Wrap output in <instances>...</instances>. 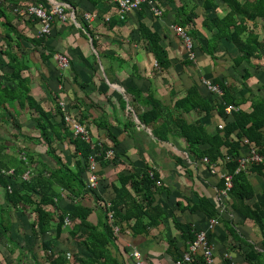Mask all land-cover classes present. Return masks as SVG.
Listing matches in <instances>:
<instances>
[{
  "label": "trees",
  "instance_id": "obj_1",
  "mask_svg": "<svg viewBox=\"0 0 264 264\" xmlns=\"http://www.w3.org/2000/svg\"><path fill=\"white\" fill-rule=\"evenodd\" d=\"M35 1L41 2L39 0H1L0 2V24L7 29L3 35L4 43L0 46V53L8 59L7 63L0 65V107L3 104L6 107L8 102L15 101L21 108L28 106L35 114L33 118L39 131L38 137H30L28 140L44 145L46 154L55 160L57 166L50 168L44 161L36 162L33 156L22 159L6 154L4 152L6 146L0 144V186L4 190L3 200H0V242L2 239L7 240L9 246L12 245L10 249L12 252L15 250L30 252L35 256V264H125L118 257L119 235L126 230H130L133 234L146 233L149 227L156 226L166 219L167 214L157 202L156 196L162 192L168 194L170 190L163 183L156 185L160 174L155 171L154 176H151L149 171L155 170L152 167H147L142 172H119L110 179L106 171L113 165L117 166L120 157V153L117 152L119 139L110 126L102 120L97 121V128H107V139L93 140V134L85 123L86 117L74 116L85 126L91 140H86L80 135L76 136L64 119L61 100H57L52 111L44 105V100L38 99L33 94L30 85L32 79L23 75L24 71L29 70V66L18 54V50L23 46L21 42L23 39L34 45L43 44L46 34L30 37L20 32L17 22L31 23V19L15 13L18 20L16 19L14 24L7 5L12 4L14 12L16 6H25ZM86 1L96 7L100 17L105 18L107 10L102 7L105 0ZM153 2L157 3L165 15L167 11L162 8L165 0H153ZM68 3L75 10V20L92 37L94 47L98 48L99 37L84 21V11L82 13L78 9V3L75 4L72 0ZM202 6L205 10H212L214 13H208L209 15L201 19L200 26H197L195 18L199 16L196 12L198 5L194 0H179V4L175 7V22L197 41L204 53L211 59H216L219 43L225 40L235 46L239 52L235 57L226 52L234 68L244 62L251 64L254 59L264 60V34L261 36L255 31L258 21L264 20V0H203ZM221 6H224L223 15L218 11ZM68 9L67 11L70 10ZM147 11L152 14L147 4H143L135 11L138 15L136 23L139 38L144 40L153 52L157 68L160 71L169 70L171 60L168 48L163 44V35L143 20ZM108 16L109 19L104 21V25L107 29H112L119 21V16L117 11ZM199 27L206 36H204L205 43H202ZM13 34L15 37H12ZM135 72L133 71V74H136ZM227 76L228 78L218 75L212 79L213 83L218 84L222 90V94L215 96L213 100L202 95L199 84H193L185 89L184 95L176 97L168 106L164 105L154 93L149 92L145 102L149 109L139 113L138 118L162 141H169L173 136L183 140L185 149L196 162L202 163L206 157L210 163L223 165L227 169L226 172L232 176L233 182L228 192L227 204L231 205L232 211H237L244 219L253 220L258 225L260 242L264 249V197L255 202L250 201L256 195L251 175L257 174L264 178V162H253L244 170L236 172L239 158L248 150L246 140L259 154L264 155V83L260 84L259 92L255 93L247 83L252 76L251 72L245 68L241 74V88H246L250 94H253L249 110L243 107L249 100L245 97L246 92L238 97L234 83L230 84V77ZM10 82L15 84L14 87L9 84ZM127 93L134 99L142 96V92L137 89H128ZM175 93L176 91H172V95ZM230 104L238 108L227 113L226 106ZM188 115H192L190 119ZM208 115L217 116L220 122H223V128H219L220 122L210 128L204 121ZM57 116L60 117L59 121L55 120ZM62 144H70L73 147L71 162L63 159ZM109 149L115 151L111 157L106 156V151ZM94 152H97L101 186L98 190H89L86 187L85 177L90 155ZM173 158L176 163L185 166V160L181 155L176 154ZM35 163L36 166H33ZM30 168L34 174L24 179V173ZM11 169L13 172L8 174ZM107 178L110 180L109 185L102 182V179ZM18 179L21 181V186L12 187L11 184ZM224 187L225 179L222 177L218 188L222 190ZM64 196L73 197L77 201L74 207L66 208L61 204ZM90 201L96 203L98 211L88 204ZM107 202L111 203L110 207L107 206ZM191 203L192 205L188 207L190 211L202 210L211 218L219 222L223 221L219 207L209 197L201 196L199 202L191 201ZM19 206H24L34 215L28 228L22 226L18 228L22 236L30 235L32 240L30 249L24 248L11 236L12 225L16 221L15 209ZM95 211L96 223L91 219ZM109 211L113 212L112 220ZM67 216L72 220L71 225L65 224ZM172 219L176 227L181 229L186 241L184 250L188 251L200 231H197L191 223H187L188 228L185 230L175 217ZM114 224L120 227L119 235L114 232ZM223 224L235 239H240L233 219L229 223L224 221ZM66 233L76 243L73 244L76 250L69 255L59 252L56 247V243L61 241L63 234ZM245 243L253 247L252 242L245 241ZM167 251L174 260L182 264H207L203 253L196 255L194 253L191 262L184 260L183 254L186 251L183 254L180 252L175 239L169 240ZM39 252L43 263L37 259V256L40 257ZM252 258H259V254L254 251L247 253V259Z\"/></svg>",
  "mask_w": 264,
  "mask_h": 264
},
{
  "label": "crops",
  "instance_id": "obj_2",
  "mask_svg": "<svg viewBox=\"0 0 264 264\" xmlns=\"http://www.w3.org/2000/svg\"><path fill=\"white\" fill-rule=\"evenodd\" d=\"M39 1L49 6L61 1L68 3L70 0ZM194 1L198 5L196 12L199 15L195 18L196 25L200 26L201 19L205 17L203 0ZM72 2L78 3V9L82 13L89 10L97 11L96 7L86 0H72ZM7 6L12 22L16 24L18 18L12 11L13 5ZM102 7L108 13L104 17L117 11L115 0H105ZM223 7L218 9L220 15L224 14ZM168 8L166 14L161 16L154 15L151 10L152 14L147 11L146 18L143 20L163 35V44L168 48L171 60L169 70L160 71L155 65L153 52L146 42L139 38L136 23L138 15L137 12H133L125 19L119 18L112 29L106 28L103 16L93 21L91 27L99 37L98 48L94 47L92 37L80 27V23L73 20L64 22L55 17L53 29L46 34L43 44L34 45L24 39L21 41L23 46L18 50V54L29 66V70L24 71L23 75L32 79L30 85L33 94L38 99L44 100V105L48 109L54 111L57 100H61L65 102L71 115L78 118L86 117L85 123L93 134V140L107 139V128H97V121L102 120L110 126V129L118 136L117 152L120 153L117 166L113 165L106 171L110 179L119 172H142L147 167H152L160 174L164 186L170 190L168 194L162 192L156 196L157 202L167 214L166 219L156 226L149 227L146 233L133 234L130 230H126L119 235L118 257L123 263L136 264L132 252L137 250L141 254L143 264H177L179 261L174 260L167 251L169 240H176L182 254L186 251L184 250L186 241L181 229L174 224L172 217H175L185 230L188 228L187 223H191L197 231L207 232L208 241L214 252V260L211 264H249L248 261L253 264H264V249L261 246L258 225L253 220L244 219L237 211H232L230 204H220L218 199L220 195L218 184L227 169L223 165H217L216 172H212L208 164L203 161L196 162L193 159V156L185 149L183 140L173 136L169 141H162L138 118L139 113L149 109L145 103L149 92L154 93L164 105L168 106L176 97L183 96L185 89L193 84H199L202 95L213 100L215 95L204 81H213L212 79L218 75L228 78L227 75H229V83H234L236 90L240 82L242 83L243 72L239 71L240 68H243V71L246 68L251 72L252 76L247 83L255 93H258L260 84L264 83V60L254 59L253 64L244 62L234 68L226 52L233 57L239 55V52L235 46L225 40L219 43L218 52L215 54L216 59H211L204 53L195 40L193 51L195 58L191 59L183 40L172 28L173 25H178L175 22V10ZM17 24L20 32L25 35L39 37L42 26L40 21L31 19V23L18 21ZM263 24L264 20H259L258 27H255V31L261 36L264 34ZM199 30V35L203 39L202 43H205V34L201 28ZM6 32L7 29L0 24V46L4 43L3 35ZM12 37H15V34ZM58 53H63L70 59L71 64L67 69L59 66L55 58ZM7 61V57L0 53V65ZM133 71H136V74H133ZM9 84L12 87L15 85L12 82ZM128 89L140 90L142 96L134 99L127 93ZM172 91L176 93L172 95ZM245 92V97L249 100L243 107L250 110V99L253 94L243 88L242 95ZM236 95L240 97L241 94L236 93ZM34 116L35 114L29 110L28 106L21 108L16 101L8 102L6 107L3 104L0 107V144L6 146L7 149L4 151L6 154L22 159L33 156L36 162L44 161L50 168H55L57 164L46 154L45 146L28 140L30 137H38L39 134ZM191 116L188 115V119ZM55 120L59 121L60 117H55ZM204 121L213 128L220 119L217 116L208 115ZM61 149L63 159L71 162L73 147L70 144H62ZM176 154L184 158L185 166L176 163L173 158ZM33 166H36V163ZM251 176L256 195L250 201L255 202L264 197V178L257 174ZM109 178L102 179V182L109 185ZM11 185L19 188L21 181L15 180ZM3 193L4 190L0 186V200H3ZM201 196H207L217 204L222 222L211 218L202 210L190 211L188 207L192 205L191 201L199 202ZM75 202L77 201L74 200L72 203L70 197L64 196L61 204L69 208L74 207ZM88 204L98 211L94 201ZM96 211L91 218L95 223L97 222ZM27 217L28 223H24L26 225H22L23 228H28L30 220L33 219L29 218V215ZM232 219L240 239H235L223 224L224 221L229 223ZM24 236L30 237V235ZM62 238H65L67 243L60 238L61 241L56 243V247L61 253L69 255L73 250L70 251L69 245H65L70 244L72 247L73 240L67 233L63 234ZM245 241L252 242L253 247ZM61 247L66 248L67 253L61 251ZM250 251L259 254V258L248 260L247 253ZM10 252L0 257V264L36 263L35 256L28 251ZM202 253V248L199 247L195 255ZM39 256L37 259L41 261L40 252Z\"/></svg>",
  "mask_w": 264,
  "mask_h": 264
},
{
  "label": "built area",
  "instance_id": "obj_3",
  "mask_svg": "<svg viewBox=\"0 0 264 264\" xmlns=\"http://www.w3.org/2000/svg\"><path fill=\"white\" fill-rule=\"evenodd\" d=\"M117 5V13L120 19H125L127 15L130 13L135 12L139 7H141L143 4H147L150 7V10L153 12L156 16H161L163 14V10L157 5V3H154L153 0H115ZM70 10H69V9ZM67 9L69 11H67ZM14 13L20 15V16H27L28 18L32 20H38L41 23V29L39 31V34H49L51 30L53 29V23L55 17L58 18L60 21H69L75 20V10L74 8L66 2H57L50 4L49 6L43 2H31L25 6H16L14 8ZM99 16L97 11H85L83 15L84 21L91 26L93 21L97 19ZM109 17H105L104 20H108ZM173 30L181 37V39L184 42L185 47L188 49L189 57L191 59L195 58V53L193 52V40L190 35L187 34V32L183 29L181 25H173ZM55 58L61 68L67 69L70 66V59L63 53H58L55 55ZM155 65H157V62H155ZM205 84L209 87V89L214 93L215 96H220L222 94V90L218 84L213 83V81L205 80ZM60 105L62 107V110L64 112V119L68 126L71 127L73 133L77 136L80 135L86 140H91V137L85 128V126L73 115H71L65 105L64 101H60ZM238 107L236 105L230 104L226 106V112L231 113V111L237 109ZM223 122H220L219 128H223ZM248 144V150L245 155L239 158V166L236 170V172L240 170H244L247 165L255 162H264V155L259 154L256 149L253 147V145L248 143V140H246ZM94 147V146H93ZM115 154L114 149H109L106 151V156L111 157ZM97 152H94L90 155V161L88 169L86 170V187L89 190H98L101 186V178L98 175V162L96 160ZM203 161L209 165L212 172H216L217 164L210 163L208 158H204ZM13 170H9L7 173H12ZM151 176H154L155 170L149 171ZM33 170L29 169L27 170L23 178L28 179L33 175ZM225 179V187L220 190V195L218 196V199L220 201V204H227L228 199V192L233 186L232 182V176L230 174L223 173L221 178ZM156 183L160 185L162 183L161 180H157ZM107 206L110 207L111 203L107 202ZM221 206V205H220ZM109 217L112 220L113 212L109 211ZM66 225H71L72 220L69 218V216L65 219ZM114 226V232L115 234H120V227L116 224ZM201 247L203 251V255L207 261V264L213 263L214 260V252L213 247L210 245L207 237L206 231H200L197 234L196 240L190 244L189 250L184 253V260L186 261H192L193 254L196 253L197 249ZM133 257L135 258L136 264H143V261L141 260V254L137 250H133L132 252ZM177 264H181L179 261Z\"/></svg>",
  "mask_w": 264,
  "mask_h": 264
},
{
  "label": "rangeland",
  "instance_id": "obj_4",
  "mask_svg": "<svg viewBox=\"0 0 264 264\" xmlns=\"http://www.w3.org/2000/svg\"><path fill=\"white\" fill-rule=\"evenodd\" d=\"M194 3H195V1H194ZM179 4V0H175L174 2H169V1H166L165 0V2H164V4H162V8L163 9H169L168 7H170V8H172V9H174L175 10V7H176V5H178ZM199 8H200V6H199ZM171 10V9H170ZM199 10H201V9H199ZM205 10V9H204ZM208 13H214L212 10H205V16L206 15H209ZM263 26H264V24H263ZM193 40V39H192ZM195 40H193V46L195 45ZM241 73L243 72V68L241 69L240 68V70H239ZM236 93H239V94H241L242 93V88H241V86H238L237 87V92ZM155 169V168H154ZM155 171H157L156 169H155ZM157 180H161L162 181V179H161V177L160 178H158ZM156 180V181H157ZM162 183H163V181H162ZM162 183L160 184V185H162ZM156 185H158L157 183H156ZM70 200H71V202L73 203V201L75 200L73 197H70ZM71 206V205H70ZM15 211H16V215H15V217H16V222L13 224V226H12V230H11V236L14 238V239H16L17 241H19L20 242V244L21 245H23L24 246V248H27V249H30V247H31V242H32V240H31V237H25V236H22L21 234H20V232L18 231V227L19 226H24V225H26L28 222V217H27V215H29V218H33L34 217V215L29 211V210H27L24 206H19L18 208H16L15 209ZM24 223H26V224H24ZM63 239V238H62ZM63 241L64 242H66V240H65V238L63 239ZM67 243V242H66ZM73 244L74 245H76V243L73 241ZM67 245H69L68 247H69V249H70V251L71 250H76V249H74V245L72 246V247H70V244H66L65 246H67ZM11 247H12V245H10L9 246V243H8V241L7 240H5V239H2L1 240V242H0V257L2 256V255H4V254H9V253H11L10 252V249H11ZM62 248V250L61 251H64L65 253H67V249L66 248H63V247H61ZM59 251V250H58ZM60 252V251H59ZM41 253V252H40Z\"/></svg>",
  "mask_w": 264,
  "mask_h": 264
}]
</instances>
